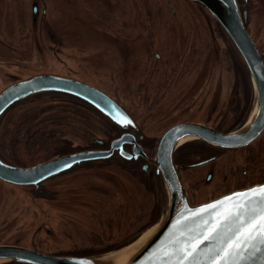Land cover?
Returning <instances> with one entry per match:
<instances>
[{
	"label": "rangeland",
	"instance_id": "374dc122",
	"mask_svg": "<svg viewBox=\"0 0 264 264\" xmlns=\"http://www.w3.org/2000/svg\"><path fill=\"white\" fill-rule=\"evenodd\" d=\"M31 1L20 0L19 4V28L25 31L30 28L29 7ZM142 1L145 2L144 6ZM260 1L261 9L259 13L249 15L250 22L247 29L264 53V0ZM63 3H67L66 5H68L66 13H63L66 15V19L64 20L61 16V11L64 8ZM178 3L184 6V8L185 5L190 6V8L185 9L186 13L180 10L179 21L186 27L189 21L184 19V16L193 12L195 18L192 20V23H195L196 26L201 25L200 30L205 28L210 35L213 47L212 50L210 49L209 54H207L204 52L205 47L200 46L199 53L195 56V59L199 58V63L194 64L193 62L187 77L174 89L180 90V88L186 87L187 81L194 80L190 89V91L193 89L194 91L189 93H200L209 96L207 102L211 105L216 103L226 105L228 102L226 99L230 96L233 97L235 94H237L235 97L240 94L242 98H245L248 81L252 92L251 107L244 121L239 126L241 127L249 119L255 106V94L252 82L242 60L212 14H200L197 10V13H195L194 6L187 4L184 0H178ZM96 5L97 13L94 12L93 7ZM43 7L48 11L47 22L44 18H40L39 20V28L44 29V33L42 32L43 36L38 30L33 29L31 32L33 39L38 41L39 45L45 49L43 54L39 55L32 41L26 43L20 53L19 79L28 78L42 72L56 73L77 78L81 77L94 85L106 87V90L110 87L111 89L109 90L112 93H115L116 87L122 85L119 84V80L109 78L110 70L113 69L111 66L116 68V72H122L124 70L123 62H125V56L130 53L139 56V58L135 59L139 61L137 64L143 62V58L138 55L141 46H136L133 41L146 39L147 31L145 23H149V20H151L149 24H153L154 34L159 44L163 45L166 40L168 26H162L159 20L162 19L163 23L167 24H174L176 22V19L171 20L167 12L165 13L163 0H82V2L79 0H45ZM78 19H81L79 24L76 22ZM123 25L126 26V29H122ZM48 29H50L52 35L49 34ZM143 48L144 46H142ZM134 73L135 69H132V74L127 76V80H134ZM123 75L126 77L124 72ZM9 82H5L4 87L10 84ZM116 95L122 100L126 96L127 100L123 101L132 109L129 93ZM67 101L79 102L76 98L69 95L40 94L8 111L0 119V156L2 153L6 154L2 145L8 144L11 138H16V134H20L23 137L31 126L41 127L40 125L44 124L47 126L48 131H54L60 136L62 134H69V137L63 138V140H67L68 147H70V140L76 138L74 143L79 148L86 145L88 138H79L78 135L85 136L92 134L100 136L106 134L110 126H114L109 117L90 107L86 109L91 114L84 110H79V112L84 113L87 118L93 121V127H90L93 132L84 130L82 133L79 129H75L74 132L71 123L75 118L68 115V111H65V107H72L66 103ZM198 102L202 103L203 101ZM193 104L194 108L192 111L184 110L174 114L177 110H171L169 114L175 117L173 120L158 122L154 125L145 123L146 131H148L150 136H159L171 123L175 122L174 120L180 116V113H186V119H191L198 112L195 107L196 103ZM218 108L220 109V107ZM205 110L206 108L200 111L202 113L201 116H196L194 119L201 122L205 121L203 120ZM135 112L134 115L140 119L141 112ZM66 115L72 120L69 124L64 119V117L67 118ZM141 120L144 121V118H141ZM59 123L62 124V127L57 126ZM66 129L71 132H68ZM192 142H195V140H192ZM156 146L157 142L149 146L153 152L152 159L155 157ZM54 147H58V145ZM251 148L253 149V156L257 158L259 163L263 164L264 132L250 148L232 150L229 154L232 155L233 160L236 159V162H242V168H245L244 165H247L246 154ZM214 150L221 149L214 148ZM233 160L231 157H222L219 166L217 165V180L224 174L226 169L224 167L225 164L228 166H231L233 163L236 164ZM41 161L43 160L41 159L31 164ZM114 164V162L109 161L87 163L77 167L73 171L78 173L85 172L88 180L83 177L82 180L74 179L70 181L74 177L79 178L84 174L74 175L72 173L70 177L64 175L61 179L48 183V188L56 186L51 189L54 192L53 195L51 191L53 195L51 199H55L51 203L36 198L46 197L38 188H33L30 191L29 188H18L3 184L1 187L2 195H0V241L10 236L9 238L20 240L21 243L27 245L31 242L34 230L42 224L44 231L37 239L41 242L43 248H47L49 251H57L64 248L63 246L56 247V245H59V242L62 243L61 240L65 239L61 233V226L65 225V222L72 225L70 230L72 237L77 238L76 236H80L84 240L88 234L87 226H95V224H93L94 219L90 217L92 211L84 210L82 207L81 202L83 200L84 205L94 209H98L99 205L102 210L107 203L114 210L118 209L116 206L123 205L124 207V204L127 208L129 207L131 212L127 213L124 222L121 225H116L114 229L117 236L123 234L121 229L124 228L125 222L126 226L132 227L133 232L134 229L143 226L149 220L150 212L154 205L159 208V214H161L160 221L168 206L166 187L163 179L154 175L155 183L151 187L152 190L148 192V190H143L139 186L141 193L138 194L135 184L131 187V183L129 186L128 182H124L114 175L116 171ZM62 174H66V172ZM96 174H99L100 178ZM200 174L201 170H197V175ZM113 178L121 187L123 195L121 194L120 196L111 184ZM68 181L70 182L67 183ZM214 184L202 187L199 201L209 199L210 194L214 197L217 196L215 192H212L215 190ZM124 185L129 187V194H126L128 192L124 188ZM38 192L40 195H38ZM65 207H69V209L62 210ZM106 216L107 219L110 218L118 221L116 214L112 215V209L109 210ZM46 217L48 219L44 222ZM88 222L91 224H88ZM158 223L146 230L142 236L151 231ZM47 231L51 232V237H49ZM128 233L129 230H127V235ZM142 236L139 237V232H136L135 237L139 238L133 243L122 249L102 255L125 250L132 244L137 243Z\"/></svg>",
	"mask_w": 264,
	"mask_h": 264
},
{
	"label": "flooded vegetation",
	"instance_id": "af4514ba",
	"mask_svg": "<svg viewBox=\"0 0 264 264\" xmlns=\"http://www.w3.org/2000/svg\"><path fill=\"white\" fill-rule=\"evenodd\" d=\"M44 1L45 0H32L30 2V28L25 31L19 28L20 0H0V92L22 80L39 75H54L66 79L77 80L96 88L101 93L107 95L121 110H119L120 113L114 112V115H110L111 117L108 116L114 126H110L106 134L100 136L92 134H87L85 136L78 135L79 138H88L86 140V145L80 148L76 147L77 145L74 143L76 138L70 140V147H68L67 140H63V138H68L69 134H62L60 136L54 131H48L47 126L44 124L40 125L41 127L31 126L23 137L20 134H16V138H11L10 141H8V144L2 145L6 154L2 153L1 156L12 166L27 169L36 167L55 158L72 156L79 153H91L98 157L94 160L87 161L85 164L103 163L108 161L114 162V167L116 169L114 175L117 176V178L124 182H128L129 186L131 183V187L135 184V189L138 194L141 193V189L150 192L152 190L151 187H153L155 183V176L151 170L152 163L150 160H152L153 152L149 146L156 142L158 144L164 134L171 128L180 124L190 123L204 125L217 133L229 134L237 131L241 123L244 121L251 107L252 99V92L248 81L246 84L247 93L245 94V98H242L240 94L235 97L237 95L235 94L233 97L230 96L226 99L228 101L226 105L219 103L211 105L207 102L209 96L200 93H189L194 91V89L190 91L194 80L187 81L186 87L184 86L183 88H180V90L177 88L174 89V87L178 86L187 77L193 62L194 64L197 62L199 63V58L195 59V56L199 53L200 46L205 47L204 52L207 54H209V51H211L213 47L210 35L205 28L200 30L201 25L196 26L195 23H192V20L195 18L193 12L184 16V19L189 21L186 25L187 28L179 21L180 10L186 13L185 9L190 8V6L185 5L184 8V6L179 5L178 0H163L165 13L167 12V15L171 20L176 19L174 24L163 23L162 19L159 20L161 21L160 24H162V26H168L166 40L163 45L159 44V41L154 34L153 24H149L151 23V20H149V23H145L147 31L146 39L133 41L136 46H141L138 55L143 58V62L137 64L139 61L135 59L139 58V56L130 53L125 56V62H123L124 70L122 72H116V68L111 66L113 69L110 70L109 78L119 80V84L122 85L116 87L115 93H112L109 90L111 89L110 87L106 90V87L104 88L99 85H94L81 77L77 78L56 73L42 72L29 76L28 78L19 79L20 53L26 43L32 41L33 46L36 48L39 55H42L45 49L43 46L39 45L38 41L33 39L31 32L33 29L38 30L43 36L42 32L44 33V29L42 30L39 28V20L40 18H44L47 22L48 11L43 7ZM79 1L82 2V0ZM184 1L187 4L194 6L195 13L198 11L200 14H212L206 6L197 1ZM236 1L241 14L243 15L245 28L248 31L247 26L250 22L249 15L259 13L261 9V1ZM142 3L144 6L145 2L142 1ZM66 4L67 3H63L64 8L61 11L63 20L66 19V15L63 14L66 13V8L68 6ZM93 7L95 10L94 12L97 13V5ZM80 21L81 19H78L76 22L79 24ZM122 29H126V26L123 25ZM48 32H50V29H48ZM49 34H51V32ZM52 37L55 39L54 36ZM254 42L264 59V53L261 51V47L258 46L255 40ZM142 46H144L143 49ZM47 53L49 52L47 51ZM132 69H135L133 76L134 80H127V76L132 74ZM123 72L126 77L123 75ZM7 81H10V84L4 87V83ZM128 93L133 110L123 101L127 100L126 96V99L123 98V100L118 95L115 96V94ZM76 99L80 103L67 101L66 103L72 107H65V111H68L67 114L75 119L72 121L66 115L67 118L64 117L65 121L68 124L72 121L71 125L74 128V132L75 129H79L82 133L84 130L93 132L90 128L93 127V121L87 118L84 113L79 112V110H84L91 114V112L86 109L90 108V105L78 98ZM198 101L203 102L199 103ZM243 102H245L244 105ZM193 103H196L195 107L198 112L191 119H186V113H180V116L174 120L175 122L171 123L159 136H150L148 131H146V126H144L145 123L148 125H154L158 122L173 120L175 117H172L171 114H169L171 110H177L174 114L184 110L192 111L194 108ZM218 107H220V109ZM204 108H206L203 113V120L205 121L201 122L194 119L196 116H201L202 113H200V111ZM135 111L141 112L140 117L144 118V121L134 115ZM125 121H131V123H126ZM57 126L62 127V124L59 123ZM66 130L71 132L68 129ZM261 136L262 134L253 143H255ZM41 138L48 139L47 142L50 143V148L39 145ZM253 143L242 148L214 150L200 141L195 140V142L191 141L177 147L173 153V164L183 184L184 192L186 193L189 202L192 205H198L234 190L245 189L264 183V163L262 164L257 161V158L252 154V148L249 149L246 154L247 165H244L245 168H242V162H236V159L233 160L232 155L229 154L232 150L248 149ZM55 145H58V147H54ZM26 157H28V159H26ZM222 157H231L237 165L234 163L231 166L225 164L224 167L226 169L224 174L217 180V165L219 166ZM41 159L43 161L31 164L32 162ZM75 169L76 168L65 171L66 174H60L48 179L40 180L32 186L11 185L0 180V195H2L1 187L3 184L18 188H29L30 191L31 189L33 190V188H38V190L46 195V197H36L37 199L46 200L49 203L54 202L55 199H51L54 195V192L51 189L56 186L48 188V183L57 181V179H61L64 175L70 177L72 173H74V175L84 174L79 178L74 177L70 181L74 179L82 180L83 177L88 180V176L85 172L78 173L73 171ZM197 170H201L200 175H197ZM96 176L100 178L99 174H96ZM212 183H215V190L212 192H215L217 196L214 197L210 194L209 199L199 201L202 187L204 185H211ZM111 184L115 187V190L118 191L120 196L121 194L123 195L121 187L114 178L112 179ZM124 188L127 189L128 193L126 194H129V187L124 185ZM51 191L53 195L51 194ZM38 195H40L39 192ZM81 203L84 210L92 211L90 217L94 219L93 224H95V226H87L88 234L84 240L83 237L80 236H76L77 238L72 237L70 231L72 225L65 222V225L61 226V233L65 239H62V243L59 242V245H56V247H64L60 250L49 251L47 248H43L41 242L37 239V237L44 231L42 224L34 230L29 244L25 245L21 243L20 240L9 238V236L8 238L3 239V241H0V245L17 246L44 255L57 257L84 258L102 255L122 249L133 243L137 238L141 237L146 230L158 223L161 215L159 214V208L154 205L150 212L149 220L143 225L145 227L140 226L138 229H134L133 232L132 227L128 225L126 226L125 222L124 228H119L123 231V234L117 236L114 229L116 225H121L126 218V214L131 212L129 207L127 208L124 204V207L123 205L119 207L116 206L118 209L114 210V208L107 203L104 209L101 210L99 205L98 209H94L90 206L84 205V200ZM67 209H69V207L62 208V210ZM111 209L112 215L115 213L118 221L106 218L107 213ZM47 219L48 218L46 217L44 222ZM88 224L91 223L88 222ZM127 230H129L128 235ZM136 232H139V237H135ZM47 234L49 237L52 236L50 231H47Z\"/></svg>",
	"mask_w": 264,
	"mask_h": 264
},
{
	"label": "water",
	"instance_id": "95a60500",
	"mask_svg": "<svg viewBox=\"0 0 264 264\" xmlns=\"http://www.w3.org/2000/svg\"><path fill=\"white\" fill-rule=\"evenodd\" d=\"M194 1L210 10L249 74L257 103V110L252 121L249 122L248 119L237 131L229 134L217 133L204 125L190 123L175 126L164 134L156 146L155 157L150 162L153 175L161 177L166 185L168 206L158 225L154 227L152 235L145 243L137 247L134 250L137 252L131 256H129L130 252H134L132 251L134 248H129L130 246L126 248L127 251L124 250L125 254H123L124 251H117L108 255L73 258L48 256L26 248L0 245V264H194V261L199 264H210L213 253L205 256L207 247L215 246L219 251L226 246L229 237L233 240L236 238V229L240 225L234 222L231 224L233 231L224 237V243H220L219 239L204 241L193 253V257L188 259H183L184 253H177V249L191 250V244L196 243L197 240H203L208 228V225L203 224L204 220L212 223L216 212H224L228 208L235 213L237 209L232 207L234 204H247L252 197V194L248 192L249 189L264 185L261 183L234 190L207 202L192 205L175 170L173 153L182 138L193 136L194 140L213 149H236L250 145L264 132V59L245 28L237 1ZM40 94H63L78 98L107 117L114 115V112L120 113L119 110H121L107 95L83 82L54 75H39L19 81L0 93V119L15 106ZM97 157L91 153H79L55 158L36 167L24 169L12 166L0 156V180L11 185L32 186L40 180L80 167ZM65 164H70L71 167H64ZM235 193H248V195L240 197L234 196ZM229 196H232V200L225 201L224 198ZM217 201L224 202L222 205L217 204L215 209H207L194 215L197 210ZM251 206H255V202ZM224 223L226 222H222V229L218 231L224 230ZM250 264H264V252H258L252 256Z\"/></svg>",
	"mask_w": 264,
	"mask_h": 264
},
{
	"label": "snow or ice",
	"instance_id": "6c2138e0",
	"mask_svg": "<svg viewBox=\"0 0 264 264\" xmlns=\"http://www.w3.org/2000/svg\"><path fill=\"white\" fill-rule=\"evenodd\" d=\"M131 123V121H125ZM64 167H71L70 164H65ZM252 194L247 204L237 203L235 207L237 211L234 213L231 208L226 209L224 212H216L214 215V222L210 223L209 220H204L203 224L208 225L207 233L203 236V240H197L196 243L190 245L191 250L185 248L177 249V253H184L183 259L193 257L201 244L204 241L219 239L220 243H224V237L233 231L232 223L237 222L240 227H237L233 240L231 237L224 248L217 251L215 246L209 245L206 249L205 256L208 253H213L210 264H250L252 256L258 252H264V185L258 188L248 190ZM234 196H247L248 193H235ZM225 201H231L232 196L225 197ZM224 201H217L213 204L204 206L197 210L199 214L207 209H215L217 204H223ZM255 202V206L253 203ZM247 215V219H246ZM223 231H218L222 229ZM215 234V235H214ZM247 253V255H246ZM194 264H199L195 262Z\"/></svg>",
	"mask_w": 264,
	"mask_h": 264
},
{
	"label": "bare ground",
	"instance_id": "6f19581e",
	"mask_svg": "<svg viewBox=\"0 0 264 264\" xmlns=\"http://www.w3.org/2000/svg\"><path fill=\"white\" fill-rule=\"evenodd\" d=\"M256 110H257V103L255 102V106H254V109H253L252 112H251V115H250V118H249V122L252 121L253 116H254V114L256 113ZM249 122H248V123H249ZM193 138H194L193 136H187V137H185V138H182L181 140H179L178 146H180V145H182V144H184V143H186V142H190V141L194 140ZM165 187H166V185H165ZM165 190H166V193H167V188H165ZM153 231H154V228H153L151 231H148L144 236H142V238H140V239L138 240L137 243L132 244V246H130L129 248H134V249L132 250V251H134L137 247L141 246L143 243H145V242L148 240V238L152 235ZM125 250L127 251V249H125ZM122 251H124V250H122ZM126 251H124L123 254H125ZM135 252H137V250L134 251V252H130V255H129V256H131V255L134 254ZM128 254H129V253H127V255H128ZM125 259H126V258H125ZM126 261H127V260H126ZM126 261H125V262H126Z\"/></svg>",
	"mask_w": 264,
	"mask_h": 264
},
{
	"label": "trees",
	"instance_id": "16d2710c",
	"mask_svg": "<svg viewBox=\"0 0 264 264\" xmlns=\"http://www.w3.org/2000/svg\"><path fill=\"white\" fill-rule=\"evenodd\" d=\"M41 141L39 142V145H41L42 147H47V148H50V143H48V139L46 138H41L40 139Z\"/></svg>",
	"mask_w": 264,
	"mask_h": 264
}]
</instances>
